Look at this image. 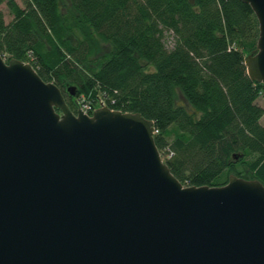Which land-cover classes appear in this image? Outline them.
<instances>
[{"label": "water", "instance_id": "1", "mask_svg": "<svg viewBox=\"0 0 264 264\" xmlns=\"http://www.w3.org/2000/svg\"><path fill=\"white\" fill-rule=\"evenodd\" d=\"M243 1L260 27L247 71L264 83V0ZM154 130L140 112L74 111L0 51V264H264V183L186 185Z\"/></svg>", "mask_w": 264, "mask_h": 264}, {"label": "trees", "instance_id": "2", "mask_svg": "<svg viewBox=\"0 0 264 264\" xmlns=\"http://www.w3.org/2000/svg\"><path fill=\"white\" fill-rule=\"evenodd\" d=\"M4 2L1 53L32 63L74 111L81 99L104 100L153 119L155 142L186 185H224L232 174L264 183V83L245 63L260 33L250 3Z\"/></svg>", "mask_w": 264, "mask_h": 264}, {"label": "built area", "instance_id": "3", "mask_svg": "<svg viewBox=\"0 0 264 264\" xmlns=\"http://www.w3.org/2000/svg\"><path fill=\"white\" fill-rule=\"evenodd\" d=\"M262 97H264V91L262 92ZM102 105H107L104 100H100L99 102H97V104H92L88 101H86L85 99H81L79 101V106L83 109V111H85L88 114H92L93 111L98 107V106H102Z\"/></svg>", "mask_w": 264, "mask_h": 264}, {"label": "rangeland", "instance_id": "4", "mask_svg": "<svg viewBox=\"0 0 264 264\" xmlns=\"http://www.w3.org/2000/svg\"><path fill=\"white\" fill-rule=\"evenodd\" d=\"M21 5H24L23 0H17ZM0 9H2L5 14H6V19H10L11 18V14L9 13L8 7L6 5V3H2L0 5ZM258 102L264 106V97L261 96V98L258 99ZM261 122L264 124V116L261 118Z\"/></svg>", "mask_w": 264, "mask_h": 264}]
</instances>
